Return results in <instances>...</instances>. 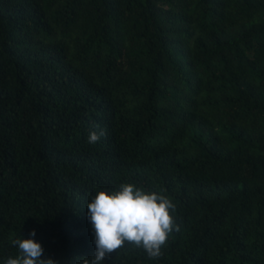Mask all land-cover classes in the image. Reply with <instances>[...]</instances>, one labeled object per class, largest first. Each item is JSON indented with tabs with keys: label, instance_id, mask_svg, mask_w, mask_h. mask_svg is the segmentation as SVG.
Masks as SVG:
<instances>
[{
	"label": "trees",
	"instance_id": "obj_1",
	"mask_svg": "<svg viewBox=\"0 0 264 264\" xmlns=\"http://www.w3.org/2000/svg\"><path fill=\"white\" fill-rule=\"evenodd\" d=\"M121 183L180 231L104 264H264V0H0V264L92 258Z\"/></svg>",
	"mask_w": 264,
	"mask_h": 264
},
{
	"label": "clouds",
	"instance_id": "obj_2",
	"mask_svg": "<svg viewBox=\"0 0 264 264\" xmlns=\"http://www.w3.org/2000/svg\"><path fill=\"white\" fill-rule=\"evenodd\" d=\"M104 131H92L87 142L96 144ZM87 219L94 232L95 253L81 258V264H104L113 252L126 245L142 248L149 259H159L173 232L180 231L173 215L175 204L165 195L146 191L133 183H121L117 189L98 191L87 203ZM32 230L30 236H35ZM19 254L9 256L4 264H57L42 258L44 249L34 239H12Z\"/></svg>",
	"mask_w": 264,
	"mask_h": 264
}]
</instances>
